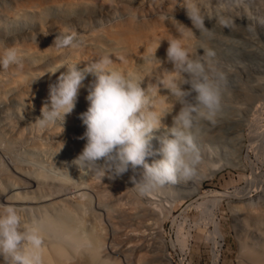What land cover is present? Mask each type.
Returning a JSON list of instances; mask_svg holds the SVG:
<instances>
[{
	"label": "rangeland",
	"instance_id": "obj_1",
	"mask_svg": "<svg viewBox=\"0 0 264 264\" xmlns=\"http://www.w3.org/2000/svg\"><path fill=\"white\" fill-rule=\"evenodd\" d=\"M141 1L142 3H139L138 0H95V2L94 0L90 2L88 0V4L84 3L86 5L82 4L80 6L85 8L90 4L86 8L98 9L97 12H99V9L103 10L105 8L104 11H110L111 8H114L113 10L117 11L114 14L115 16H110V22H108V18L104 21V24L107 26L110 23L112 24L111 21L114 19L115 21L113 22L116 23V20L126 17L129 14L128 12L131 11L135 12L139 19H148L147 17H161L164 19L165 17V20L184 18V20L190 21L187 16V8H182L181 11L176 10V12L172 8H167L169 6L165 0ZM200 1H196L197 5L195 9L198 12L200 11L199 15L204 20L205 26H192L190 34H192L193 40L195 39L194 42L197 43L195 45L198 50H196L197 53L191 59L205 62L206 69L209 70L213 77L217 78L222 94L221 111L216 118L215 124L200 120L191 130L201 157L195 174L192 176L194 178H191L201 183L186 186L185 180L182 179L176 185L157 188L141 196L133 187L134 184L131 177L135 176L136 179H139L142 169L138 168L136 171H133L129 168V171L122 175V178L127 182L126 185H128L125 193L124 191L97 188L96 183L101 178L84 170L80 171L72 163L82 152L86 143L85 139H81L86 126L83 124L80 116L87 111L89 106L87 100L84 99L82 101V99L77 98L76 107H74L70 114L65 116L62 125L60 121H56L55 123H49L41 127L38 119L41 117V108L45 103L40 105L39 103L31 104L32 107H25L17 99V94H21L23 91L26 92L25 85L44 86L45 84H54L61 73L67 70L62 67L66 68V66L72 63L74 65L79 64H75L76 59H59L57 62H53L54 65H48V69L46 68L48 66L45 65L46 61H44V57L39 55L41 56L39 58L37 55L36 63L30 60L32 58L28 60V57H23L27 59L23 61V58L19 57V65L18 63L14 65L20 67L22 64L25 65L26 67H21L20 72L22 75L26 72L25 76L29 78L24 76V80L20 77L21 79L16 84L15 82L10 83L5 87L6 89L4 88L5 93L0 92V192L10 187L8 185L13 183V181L11 182L12 179L18 186L21 185L19 182L24 177L20 173L21 169L25 173H27V170L33 173L37 170V172L44 173L50 176V179L55 178L57 181L61 178H67L70 180L69 187H72L73 200L75 202L78 200L90 201V204H87L86 211L82 210L81 214L85 216V219H89L88 222L91 225L95 224L100 229H104L103 234L109 237L105 244L107 245L105 247L107 249H110L112 245L116 246L118 244L119 240H114L119 239L117 237L123 233L124 229L141 227L145 219L149 220L151 218L149 221H151L153 226L152 232L155 233H153L154 235L152 234L154 237L151 239V249L149 247L144 250V255L146 256L143 255L144 259L165 254L169 259H172L170 261V263L172 262L171 264H246L248 257L244 253L247 254V249L244 248L241 241L235 224V215L241 213L236 208V205L240 204V201L245 204L250 201L251 203L252 201L255 203L258 200V194L264 193V0ZM141 4L149 12H146ZM128 6L129 8H126ZM171 6L174 8V5ZM138 8L142 10H138ZM141 12L143 17H140ZM19 18L17 20L19 23L12 21L13 24L10 22V25H8L10 27H4V31L7 34L0 35V38L6 39L8 35H21L33 30V23H29L26 18ZM221 20L227 21L229 27L225 28L221 24ZM39 25L38 23V27ZM99 25L97 27L102 28ZM36 31L42 33L43 29L39 28ZM45 32L46 30L44 29L43 33ZM48 32L49 30L47 29ZM64 33L66 34L67 32ZM93 33L95 37H98V45H105L106 43L104 49L102 48L103 53L109 54L106 51L114 53L115 50H118L119 47L115 43L116 47L113 45V39L102 35L103 32L100 31L81 34L80 37L76 38L77 40L74 39L73 41L79 43L84 42L83 40L87 41L89 39L87 37L92 36L91 34ZM89 34L90 36H88ZM55 36L58 37L57 34ZM59 36L64 37L62 35ZM92 41L93 43L96 42V40L95 42L94 40ZM203 49L213 50L215 56L211 58L207 57L203 54ZM151 55L152 57L155 56L153 53ZM146 56L135 58L137 60L135 61L134 59L133 65H130V69L132 70L130 71H136V73L134 72L135 75L140 74L139 80L142 82V88H145V84L146 88L149 87L150 89L151 87L153 91L148 89V92H151H146V95L149 94L150 97H154L153 94L157 95L160 90V94L162 93L164 96L171 95L165 86V88L159 87L160 89L158 88V90L153 88L152 84L149 85L150 80L148 78L150 79L151 77L150 72H144L141 69L147 59L150 60L151 56ZM38 58L43 61L38 62ZM48 59L51 60L50 58ZM43 62L44 66L41 68L43 72L41 76L33 75L32 77L31 71H36L35 68H38V63L40 66V64L43 65ZM58 62L60 65H57L59 64ZM86 64L89 63L79 65L83 69ZM79 65L78 68H80ZM43 68L45 69L43 70ZM136 68L142 72H138ZM1 69L6 71L3 68H0V71H2ZM220 73H223V79L219 78ZM129 74L131 73L129 72ZM86 77L94 79L91 74H88ZM11 84L15 85H12V87L10 86ZM182 87L186 88L185 90H189L190 88L189 85H183ZM195 95L196 93L192 92L187 99L193 101ZM176 105L178 109L181 107L178 103ZM21 108L23 111L26 109L27 113L25 115L18 110ZM167 120L169 121H163V125L170 127L172 119ZM16 124L19 125L16 126ZM163 132V127L154 131V138L150 142V151L154 152L159 149V137L162 136ZM160 158L159 155H150L146 159L151 164L153 160ZM100 163H103V161H100ZM77 183L79 184L77 185L78 187L76 186L78 190L74 186ZM71 184L73 185L70 186ZM94 185L96 188L93 187ZM82 191L88 193V196L85 195L84 199L79 196ZM0 199V203H7L3 201L1 193ZM21 210H18L19 215L21 217L26 216L27 218V214ZM135 213L137 214L135 215ZM95 221L99 222L95 223ZM111 241L112 244L109 245ZM153 241L155 243H152ZM155 245L157 246L155 247ZM130 252L128 253L130 257H128L131 259L135 258L134 253L131 252V255H133L131 256ZM247 256L249 255L247 254ZM126 260L127 258L125 257L124 259H118L121 264H127Z\"/></svg>",
	"mask_w": 264,
	"mask_h": 264
},
{
	"label": "bare ground",
	"instance_id": "obj_2",
	"mask_svg": "<svg viewBox=\"0 0 264 264\" xmlns=\"http://www.w3.org/2000/svg\"><path fill=\"white\" fill-rule=\"evenodd\" d=\"M90 1L91 0H89V2ZM165 1H167L169 6L167 8L170 9L172 8L175 11L176 10L181 11L182 8L184 9L196 8L197 5L196 4L197 0H165ZM202 1L203 0H201L200 2ZM87 2L88 0H0V27H1L0 35H3L5 33L4 27L6 28L10 27L8 26L10 25V22L16 21V23L17 22L19 23V21H17L18 19H20L19 17L26 18V20L29 21V23H33V27H32L33 30L31 32H29L30 31L29 28H28L29 31L26 30L29 33L25 32L21 35L18 34L14 36L8 35L6 39L4 38L5 40L0 38V55H3L6 49L13 48L17 51L19 57L22 58L28 57V60L29 58H32L30 60L31 61L33 60V63H36L35 60H37L36 59L37 55L43 56L44 58L43 57L42 58L44 59V61H46L45 65L47 66L48 65L51 66L53 62H57L59 59H64V60L76 59V63L75 61L74 63L75 64L79 63L81 65L82 63H90L96 59H99L102 56H110L113 61V63L109 65L111 69L120 71L125 74L128 73L127 75L129 76L133 73L131 77L138 80L140 75L138 72L140 70L136 68L138 70L137 73L139 75L137 74L135 75L134 72L136 73V71L131 72L132 70L130 69L131 68L130 65L132 64L135 58H142L146 55L147 56L150 55L151 56V57L149 56L150 60L147 59L144 65L143 66L141 65L142 66L141 69L144 72L145 71L150 72L151 77L148 75V77H150V79L148 78V80H150V82L152 81V83L149 82V85L152 84L151 86L153 88L158 89L159 87H164L161 81L171 79L174 75L171 72L173 71V64L168 62L166 57V49L168 48L167 40H173V39L179 40L190 54V58L197 53L196 50H198V48L196 49V45H195L196 42H194L195 39L193 40V36L192 34H190L192 29V24L191 21H187V19L184 20V18L183 19L178 18V19L165 20L164 16H163L164 19L161 17H150V18L147 17L148 19L146 18L139 19L136 16L135 12L131 11L128 12L129 14L126 16L127 18L126 17H123L124 19L120 18L121 20L120 19H119L120 21L116 20L117 21L116 23L113 22L115 21L114 19L113 21H111L112 24L110 23V25L107 26L104 24L105 19L107 20L108 18V22H110V16L112 17L117 11L113 10L114 8L113 9L111 8L110 11H106V10L104 11L105 9L104 8L103 10L99 9V12H97L98 9L97 10L90 9L91 7L86 8L90 4L87 5L85 8L80 6L82 4L86 5L84 3ZM138 2L142 3L141 0H138ZM171 5H174L175 9ZM143 6L144 5H142V7ZM126 8H129V6ZM139 9L140 8H138V10ZM144 9L146 12L148 11L146 8ZM144 9H143V13H144ZM141 16H142V12L140 17ZM38 23L41 25V27L40 25L38 27ZM98 25L102 26V28L100 27L98 28L97 27ZM36 27L37 29L42 28L43 31L45 29L46 34L43 33V31L42 33L37 32ZM47 29L49 30L48 33H47ZM92 31L103 32L102 35L106 36L107 38H112L113 45L115 43V45L120 48V49L118 48L119 51L115 50L116 52L118 51L117 53L115 51L114 53L112 52L110 53V51H106L109 52V54L103 53L102 48L104 49L106 43L105 45L104 44L98 45L97 44L98 37L97 36L95 37L94 33L91 34L92 36H90L89 34L88 36L90 37H87L86 35V37L89 38L90 41L89 39L86 38L87 41L83 40L84 42L81 43L73 41V44L71 46H67V47L54 46V41L57 38L55 36L56 34L58 36L59 35L73 36L74 39H76L77 37H80L81 34L84 35L85 33L87 32L89 33ZM63 32H67V33L63 34ZM92 40H94V42L96 40V42L93 43ZM152 53L153 55L155 54L154 57H152L151 55ZM41 56H39V58ZM48 58H50L51 60H49ZM24 60L27 59L23 58V61ZM41 60L42 59H40L38 62H40ZM136 60L137 59H135V61ZM18 65L13 64L6 71H3L1 69L2 70L0 71V89H2L0 90L1 93H5L4 88L7 87L10 83L15 82L16 84V82L19 79H21L20 77L23 78L25 76L26 72L25 74L23 73V75L20 72L22 69L21 67L25 65L22 64L21 67ZM41 65L42 64H40V66ZM57 65H60V63ZM40 66L38 63V68L37 67L35 68L36 71L34 72L31 71L32 77L33 75L41 76V74L43 73L41 71L42 70L41 68L44 66V62L43 65L41 67ZM46 68L49 69V66ZM62 68L66 69L65 67ZM44 69L45 68H43V70ZM129 72L131 74H129ZM86 78L87 79L82 82V87L80 88L78 94V98L82 99V101L86 99V96L88 95V86L93 80L92 77H91L92 79H89L88 77ZM176 79L179 81L181 78L179 76H176ZM15 84H11L10 86ZM51 84L52 83L45 84L44 86L33 85V84H28L27 86L25 85L26 92L23 91L24 93L22 92L21 94H17L18 98L17 97L15 98L19 99V103L21 102L25 107L26 106L32 107L31 104H38V103L39 105L44 104L47 101L49 95V85ZM143 89L145 90L146 93L148 92L149 87L146 88V84H145V88ZM149 90H151V87ZM160 91H158L159 93L157 95L153 94L155 98L150 97L149 94L147 96L150 97L149 99L151 102L150 104L151 110L155 112L157 117H162V124H163V121L165 122L169 121L167 119L171 120L172 117L179 111L180 108L178 109L176 104L173 105L174 103H176L175 97H173L172 95L164 96L162 93L161 95ZM18 110L21 111L23 115L27 113L25 111L26 109H24V111L22 110V108ZM17 125L19 124H16V126ZM41 147L43 146L41 145ZM20 173L24 175L22 180H20L19 177L20 180L19 184L21 185L18 186V184L14 182V180L12 179L11 182L13 181V183L11 184L9 182L11 185H8V187L9 186L10 187L8 189L6 188L5 190L3 189L0 192L1 197L3 201L7 202V204L14 206L17 209V211L19 209L20 210L22 209L23 212L27 214V218L26 216H24L25 218L23 216L21 217L23 224L29 226L36 225L39 227L40 234L43 237V245L41 249L43 264H121L120 261H118V259L120 258L124 259V257L127 258L126 260L127 264H171L172 263V262L170 263L172 259H169V257L166 256L165 254L164 256L162 252L161 254L163 256L160 255L158 257L151 256V258L149 257V259H144L143 257L145 253L144 250L150 247L152 241L151 239L154 237L153 233H155L152 232L153 226L151 221H149L151 219L150 217H148L150 218L149 220L143 219L144 222L143 221H142L143 223L141 222L143 224L141 227L124 229L121 235L118 234L119 237H117L118 235L116 236L119 239H116L114 237L116 239L114 241L119 240L118 244L120 245L119 246L118 244L116 246L112 245V247L110 246L111 247L110 249H107L105 248L107 247V245L105 244H106V240L109 237H107L108 235L106 236L103 234L104 229L103 230L100 229V227H98L95 224L91 225L88 222L89 219H85V216L81 214L82 210L86 211L88 206L87 204H90V201L75 199L78 200L75 202L73 200L74 196L72 195L73 192L71 189L72 187L71 188L69 187L70 184L69 179L61 178L59 181H57L55 178L50 179V176L44 173H41L39 171L37 172V170L34 173L31 171L28 172L27 170V173H25L21 169ZM192 178H190L189 180H185L186 186L201 183L199 181H196V179H192ZM123 179L124 178H122V176L116 179H109L107 176H105L103 179H99V182L96 181L98 182L96 183L97 188H107L116 191H124L125 193V189L126 187L128 189V185H126L127 182L125 181V179L124 180ZM72 185L73 184H71L70 186ZM77 185L79 184L77 183L74 186L76 187ZM93 187H95V185ZM76 190H78V188ZM87 194H88L87 192L82 191L80 192L79 196L81 198L83 197L82 199H84L85 195L88 196ZM257 198L258 200H256L255 203H253L254 201H252V203L250 201L245 204L244 202L241 203L240 201V204L236 205L237 210L240 211L241 213H237L235 215L236 217L235 224L239 231V235L243 243V246L245 249H247L246 252L249 255L247 256V254L244 253L246 257H248L246 259L247 260L246 264H264V193L258 194ZM20 214H22V212H20ZM136 214L137 213H135V215ZM98 222L95 221V223ZM112 241L111 243H109V245L112 244ZM154 241L152 243H155ZM156 246L157 245H155V247ZM149 249H151V247ZM130 251L133 252L135 255V258H132L133 260L129 258L130 256L128 253ZM0 264H3L2 258H0Z\"/></svg>",
	"mask_w": 264,
	"mask_h": 264
},
{
	"label": "clouds",
	"instance_id": "obj_3",
	"mask_svg": "<svg viewBox=\"0 0 264 264\" xmlns=\"http://www.w3.org/2000/svg\"><path fill=\"white\" fill-rule=\"evenodd\" d=\"M187 16L193 27L205 26L195 8L188 9ZM220 22L225 28L229 27L227 21ZM73 40V36H58L54 46H71ZM167 41L166 57L173 64L171 72L174 75L161 83L181 105L172 117L170 127L163 125L162 117H157L151 110L150 99L140 80L109 67L113 63L110 56H102L83 69L77 65L66 66L67 70L61 73L57 82L49 85V95L38 119L41 127L56 121L62 125L65 116L75 107L82 82L91 74L94 79L86 96L89 106L80 116L86 126L81 139L86 143L72 163L80 171L101 179L105 176L116 179L129 168L133 171L140 168L139 179L135 176L131 179L141 196L157 188L176 185L182 179L189 180L195 174L201 157L191 130L200 120L215 124L222 106L218 80L206 69L205 62L191 59L179 40ZM203 54L209 58L215 56L211 49H203ZM17 63L19 56L13 48L0 55V68L7 70ZM176 76L181 79L178 81ZM219 78H224L223 73ZM183 85H189V90ZM192 92L196 95L189 101L187 98ZM162 127L160 147L150 151L153 133ZM150 155L161 158L149 164L146 158ZM42 245L39 227L23 224L14 206L0 203V258L3 264H43Z\"/></svg>",
	"mask_w": 264,
	"mask_h": 264
}]
</instances>
